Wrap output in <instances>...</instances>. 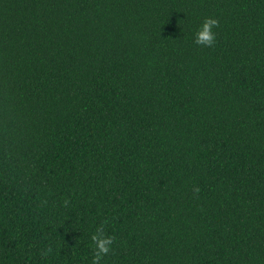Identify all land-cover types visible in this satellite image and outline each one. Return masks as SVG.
<instances>
[{"label":"trees","instance_id":"obj_1","mask_svg":"<svg viewBox=\"0 0 264 264\" xmlns=\"http://www.w3.org/2000/svg\"><path fill=\"white\" fill-rule=\"evenodd\" d=\"M98 227L99 264H264V0H0V264Z\"/></svg>","mask_w":264,"mask_h":264},{"label":"clouds","instance_id":"obj_2","mask_svg":"<svg viewBox=\"0 0 264 264\" xmlns=\"http://www.w3.org/2000/svg\"><path fill=\"white\" fill-rule=\"evenodd\" d=\"M219 21L214 17H207L201 23L195 33V43L203 47H212L216 43L217 34L215 29L218 28ZM198 191V189H197ZM92 243L95 246V256L93 264H99L100 260L109 254L113 248V237L108 235L103 227H98L96 232L91 236Z\"/></svg>","mask_w":264,"mask_h":264}]
</instances>
